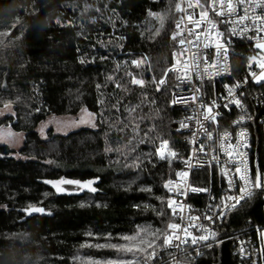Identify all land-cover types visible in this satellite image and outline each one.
I'll use <instances>...</instances> for the list:
<instances>
[{"label": "trees", "instance_id": "trees-1", "mask_svg": "<svg viewBox=\"0 0 264 264\" xmlns=\"http://www.w3.org/2000/svg\"><path fill=\"white\" fill-rule=\"evenodd\" d=\"M177 3L0 0V107L14 111L0 117V127L25 133L18 152L0 145V264L123 263L155 242L156 251L162 247L172 220L163 185L188 156L178 131L181 110L171 103ZM247 52L236 45L229 83L243 75ZM205 86L212 95L214 83ZM251 103V159L256 173L257 151L264 174V104ZM83 110L95 115V128L49 130L47 139L36 131L50 116ZM165 140L177 153L170 160L157 155ZM217 176L207 168L194 183L215 188ZM89 181L95 192L82 187ZM32 207L49 216L28 217L24 210ZM256 228L264 229V191L225 216L222 241L198 264H237L236 238L256 237Z\"/></svg>", "mask_w": 264, "mask_h": 264}, {"label": "built area", "instance_id": "built-area-1", "mask_svg": "<svg viewBox=\"0 0 264 264\" xmlns=\"http://www.w3.org/2000/svg\"><path fill=\"white\" fill-rule=\"evenodd\" d=\"M178 3H181L184 11L176 10L174 23L177 53L176 63L171 70L175 73L176 85L171 103L181 110V116L177 119L178 131L188 148V156L163 185L168 205L169 201L176 202L172 207L168 206L172 220L166 232V236H173V244H164L154 252V257L150 255L146 264H198L208 249L222 241L220 225L225 216L257 192L264 191L251 188L253 194L248 197L245 193V199L238 204L229 199L241 195L244 182L239 177L244 171L245 162L249 175H255L249 124L254 118L251 102L255 106L264 104V47H257L258 44L264 45V21L256 19L257 15L262 14L260 0H247L232 16L214 14L209 7L211 0H200L203 7H197L195 0H192V7L188 6L189 0H178ZM244 9H247L248 19L241 20L240 17L245 15ZM204 11L208 12L207 17L202 16ZM189 15L192 20L188 19ZM238 43L248 46L244 73L229 83V78L233 76L232 57ZM252 58L255 61H251ZM207 83H214L210 96L206 95ZM260 121L264 126V117ZM238 167L239 173L236 172ZM207 168L217 171L218 185L215 188L194 183V174ZM182 172L188 175H178ZM169 181L172 183L169 184ZM193 187L207 191L193 192ZM193 198L202 199L197 203ZM232 204H236V207H231ZM170 224H178L180 228L171 229ZM255 231L258 234L256 237L241 235L236 238L234 255L237 264H264L260 229L256 228ZM175 236L180 239L176 240ZM202 236L207 239L200 240ZM193 237L197 238L195 244L191 243ZM184 240L188 243H182Z\"/></svg>", "mask_w": 264, "mask_h": 264}, {"label": "snow or ice", "instance_id": "snow-or-ice-1", "mask_svg": "<svg viewBox=\"0 0 264 264\" xmlns=\"http://www.w3.org/2000/svg\"><path fill=\"white\" fill-rule=\"evenodd\" d=\"M247 2V0H211V3L209 5V7L211 8V11L216 14V15H219V16H232V15H235L238 13L239 9H240V6L245 4ZM195 4L197 7H203L201 4H200V0H195ZM188 6L189 7H192V0H189V3H188ZM218 6V7H217ZM260 8H261V13L260 15H257L256 19L257 20H261V21H264V0H260V4H259ZM226 9V10H225ZM176 10L177 11H184V8L181 6V3H177L176 4ZM244 12H245V15L244 16H241L240 19L241 20H244V19H248L247 17V9H244ZM153 16H160L162 14H159V13H151ZM202 16L203 17H207L208 16V12L207 11H204L202 13ZM188 19L189 20H192V16L189 15L188 16ZM198 23V22H197ZM213 26H215V24H213ZM177 27H179V22L177 23ZM159 33L157 32V35ZM173 39H175V35L173 36ZM181 44L184 43L183 40L180 41ZM218 47H221L220 45H218ZM257 47H264V45H260L258 44ZM134 63L137 64V66H139V61H134ZM185 67H187V65H185ZM133 83L135 84H138V85H141L143 86L144 84V81L143 80H137V79H133L132 81ZM161 83H163V81H161ZM117 87H119V85H117ZM237 104H239L240 102L239 101H236ZM209 112H211V108L208 109ZM205 119H208L207 116L204 117ZM213 119L215 117H212ZM241 119H243V117H241ZM182 126H185L186 125H182ZM207 131V130H206ZM211 134L209 133V136ZM227 135V134H226ZM243 135V133H242ZM168 144L169 142L167 140L163 141L160 145V148L157 149L158 153L160 154V158L161 159H167L169 156L171 157H174L176 155V153L172 150H168L167 153H165L164 149H167L168 148ZM236 172L239 173L240 172V168H236ZM178 175L180 176H187L188 173L186 172H182V173H179ZM240 180H242L244 182V187H242L240 189V192H241V195L240 196H231L229 197L230 200H233V201H236V203L238 204L240 202V200H243L245 199V193L247 194L248 197H250L253 192L251 191V188H258V189H264V182H262V175L259 171V167L257 166V171L253 176H250L249 175V168H248V165L247 163L245 162L244 163V171L243 173L240 175L239 177ZM46 183H54V182H51V181H46ZM60 184H76V185H80L81 182L80 181H74V180H61L59 182ZM93 182L92 181H89L87 184H84L82 185V187H87L90 191L92 192H95L96 189L95 188H92L91 187V184ZM169 184L172 183V181H169L168 182ZM229 183L231 184L232 181L230 180ZM57 191H62V189L60 188H57ZM191 191L193 192H202V191H207V189H201V188H195L193 187L191 189ZM176 202L175 201H169V207H172L173 204H175ZM231 207L235 208L236 207V204H232ZM31 211H35V212H43L44 209L42 208H35L33 207L31 209ZM174 212H175V209H174ZM210 219V217H209ZM169 227L171 229H179L180 228V225L178 224H170ZM185 232H187V229L184 230ZM188 235H191V233H188ZM125 240H131L133 239V237H124ZM175 239L176 240H179L180 237L179 236H175ZM200 240H205L207 239V237H200L199 238ZM182 243H188L187 240H184L182 241ZM191 243L192 244H195L197 243V238L196 237H193L192 240H191ZM164 244L165 245H168V246H172L173 244V236L172 235H169V236H166L165 240H164ZM98 247H100V245H97ZM111 247L113 248H116L118 247L117 245H110ZM122 250H126V251H133L132 248H129L127 246H119ZM175 247H179V245H175ZM138 251H140L138 249ZM152 257L155 256V253H151L150 254ZM125 264H134V262L132 261H129V262H125Z\"/></svg>", "mask_w": 264, "mask_h": 264}, {"label": "rangeland", "instance_id": "rangeland-1", "mask_svg": "<svg viewBox=\"0 0 264 264\" xmlns=\"http://www.w3.org/2000/svg\"><path fill=\"white\" fill-rule=\"evenodd\" d=\"M251 61H255V59L252 58ZM13 113L14 111H13L12 105H5L3 107H0V117L12 115ZM95 127H96L95 115H93L91 112L87 110H83L77 116H56V115L50 116L38 125V127L36 128V131L42 139H47L49 130H52L54 134L64 135V134L76 131L78 129H81V128H95ZM24 140H25L24 132L14 130L10 126L0 127V145L8 146L15 152H18L23 146ZM161 143L159 144L158 149L160 148ZM169 149L170 148L168 144V148L164 149L165 153H167ZM157 155L160 158V154L158 153V151H157ZM176 156L177 155H175L174 157L169 156L167 159L170 160L172 158H175ZM15 157L21 158L19 154H16ZM85 203L86 205H90L93 202L88 201ZM262 231L260 232V235L262 236V243L264 245V230ZM166 232L160 238L162 242V246H164ZM156 247H157V242L150 245L146 250H144L134 260H132V262H134V264H141V263L143 264L144 258L147 255L150 256L151 253L155 252ZM109 264H125V262L109 263Z\"/></svg>", "mask_w": 264, "mask_h": 264}, {"label": "water", "instance_id": "water-1", "mask_svg": "<svg viewBox=\"0 0 264 264\" xmlns=\"http://www.w3.org/2000/svg\"><path fill=\"white\" fill-rule=\"evenodd\" d=\"M257 166L259 167V171L261 173L260 165H259L258 152L256 151L255 152V160H254L255 171H257ZM261 175H262V173H261ZM32 208H29V209L24 210V213L28 217H33V216H49V214L45 210L43 212H35V211H31ZM35 208H41V207H35ZM42 209H44V208H42Z\"/></svg>", "mask_w": 264, "mask_h": 264}, {"label": "crops", "instance_id": "crops-1", "mask_svg": "<svg viewBox=\"0 0 264 264\" xmlns=\"http://www.w3.org/2000/svg\"><path fill=\"white\" fill-rule=\"evenodd\" d=\"M262 230H264V229H261V230L259 231V237L261 238V240H262V236L260 235V232H261ZM262 232H263V231H262Z\"/></svg>", "mask_w": 264, "mask_h": 264}]
</instances>
